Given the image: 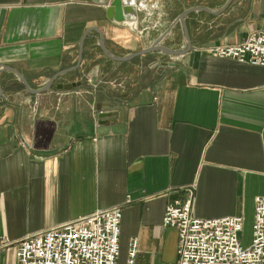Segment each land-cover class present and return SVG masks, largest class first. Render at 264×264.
<instances>
[{
    "label": "crops",
    "instance_id": "crops-1",
    "mask_svg": "<svg viewBox=\"0 0 264 264\" xmlns=\"http://www.w3.org/2000/svg\"><path fill=\"white\" fill-rule=\"evenodd\" d=\"M110 1L0 0V245L121 207L119 261L136 238L135 264H177L166 205L192 198L198 218L244 221L264 194V66L207 51L263 30L264 0H142L147 12L123 23L106 18ZM184 11L183 56L112 60L90 30L80 67L61 72L90 27L117 56L163 34L161 45L186 48ZM6 67L30 89L54 80L33 94Z\"/></svg>",
    "mask_w": 264,
    "mask_h": 264
},
{
    "label": "built area",
    "instance_id": "built-area-1",
    "mask_svg": "<svg viewBox=\"0 0 264 264\" xmlns=\"http://www.w3.org/2000/svg\"><path fill=\"white\" fill-rule=\"evenodd\" d=\"M207 51L214 57L264 66V29L249 33L242 43ZM254 201L247 246L240 239L241 216L198 218L192 212V198L166 205L162 225L177 230V264H264V194ZM121 220V207L101 209L13 242L5 240L0 264L9 249L15 264H135L136 238L128 243L126 260L119 261Z\"/></svg>",
    "mask_w": 264,
    "mask_h": 264
},
{
    "label": "water",
    "instance_id": "water-1",
    "mask_svg": "<svg viewBox=\"0 0 264 264\" xmlns=\"http://www.w3.org/2000/svg\"><path fill=\"white\" fill-rule=\"evenodd\" d=\"M147 9L148 8L145 6V3L142 0H111L109 2V4L107 5V7L105 8V16L108 20L119 22V23L125 22L127 18H129L130 21H138L140 16L143 13L147 12ZM187 12L188 11L182 12L178 16V19L176 20V22H180V24L182 26L184 37H185V40L187 42L186 48L171 50V49H168L165 46L161 45L160 44L161 41L166 36L165 34H163V35L159 36L157 39L153 40V42L151 44H149L148 46H146L145 48H142L138 51L129 53L125 56H117V55L110 53L109 50L106 48L105 38H104L102 31L98 27H90L84 31L83 36L79 42V50H78V57H77L76 64L73 67L62 70L61 72L67 73V72H71V71L79 68L81 61L83 59L84 42H85L87 34L90 30H96L99 33L98 45H99L100 49L102 50V52L104 53V55L107 58L112 59V60L129 61V60H132L134 58L141 57V56L147 55L149 53H153V52H161L162 54H165L168 56H183L184 54H186L190 50V42H189L188 33H187V26H186V22H185V16H186ZM162 64L167 65L168 63L163 62ZM171 65H173V64H171ZM6 69L13 72L15 75H17L18 79L22 82L24 87L29 92H31L33 94L41 93V92L49 90L50 85L54 80V78H53L42 88L34 90V89L29 88L28 82L26 81L24 76H22L17 70L10 68V67H6ZM88 77L90 78V83L92 85H97V81H98V68H97V66L93 67L89 71ZM79 85H81V82L58 84L57 88L69 90V89L74 88V87L79 86ZM1 93H2V89L0 87V94ZM106 115L107 114H103V116H101V117H105Z\"/></svg>",
    "mask_w": 264,
    "mask_h": 264
},
{
    "label": "rangeland",
    "instance_id": "rangeland-1",
    "mask_svg": "<svg viewBox=\"0 0 264 264\" xmlns=\"http://www.w3.org/2000/svg\"><path fill=\"white\" fill-rule=\"evenodd\" d=\"M252 223H253V217H247L244 219L243 229L240 232V239L242 242H249L251 240ZM10 255H11L10 249L4 252L3 264H14L13 257Z\"/></svg>",
    "mask_w": 264,
    "mask_h": 264
},
{
    "label": "flooded vegetation",
    "instance_id": "flooded-vegetation-1",
    "mask_svg": "<svg viewBox=\"0 0 264 264\" xmlns=\"http://www.w3.org/2000/svg\"><path fill=\"white\" fill-rule=\"evenodd\" d=\"M99 46V45H98ZM100 48V47H99ZM80 67V66H79ZM91 70V69H90ZM89 80H90V78H89ZM77 82H81V84H82V81L80 80V81H77ZM72 83H74V82H72ZM66 84V83H65ZM80 86V85H79ZM77 87V86H76Z\"/></svg>",
    "mask_w": 264,
    "mask_h": 264
}]
</instances>
